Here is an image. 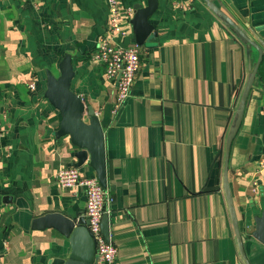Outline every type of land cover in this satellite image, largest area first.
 <instances>
[{
	"label": "crops",
	"instance_id": "crops-1",
	"mask_svg": "<svg viewBox=\"0 0 264 264\" xmlns=\"http://www.w3.org/2000/svg\"><path fill=\"white\" fill-rule=\"evenodd\" d=\"M213 1L264 55V0ZM121 2L134 11L147 4ZM156 5L148 19L154 40L142 43L130 95L112 112L114 83L92 58L108 20L106 1L0 0V264H52L68 253L69 239L53 227L31 228L30 215L85 217L83 187L56 181L58 169L75 165L77 148L57 135L61 114L45 96L46 71L58 75L66 53L71 88L104 133L113 264H264V244L252 236L264 210L261 62L227 170L246 261L223 189L225 141L259 51L205 0ZM132 38L133 31L115 40ZM77 167L96 176L87 159Z\"/></svg>",
	"mask_w": 264,
	"mask_h": 264
},
{
	"label": "water",
	"instance_id": "water-1",
	"mask_svg": "<svg viewBox=\"0 0 264 264\" xmlns=\"http://www.w3.org/2000/svg\"><path fill=\"white\" fill-rule=\"evenodd\" d=\"M208 7L216 13L227 25L231 26L235 32L249 44L255 46L259 51V56L254 64L251 73L244 86L240 97L236 118L234 119L228 136L225 141V165L223 175V189L226 195L233 229L238 241V246L243 259L246 261L242 237L239 231L236 213L230 189L228 185V157L230 146L236 134L249 91L253 85L259 64L262 59L263 51L242 29L218 7L213 0H205ZM156 0H147V4H138L135 7L134 15L131 18L133 41L139 44L145 40L152 41L156 35L153 25L149 23V17L156 9ZM152 34V35H151ZM58 75H54L47 69L45 96L50 103L60 111L61 121L57 135H68L71 142L76 146L75 165L80 166L84 160H88L93 167L96 176L103 187H106V167H105V146L104 133L98 117L94 110L86 107L81 97L71 88V81L74 70L71 63V55L66 53L58 63ZM86 116V120L84 117ZM221 154V150L216 155ZM214 161L212 162L213 167ZM211 167V168H212ZM29 226L33 229H43L45 227L56 228L60 233L69 239V250L65 257H58L52 264H95L96 241L87 226V219L84 216L77 218L65 215L60 211L47 212L39 216L30 215ZM101 230L108 240V215L105 213L102 218ZM252 236L264 244V210L254 221ZM248 264V262H246Z\"/></svg>",
	"mask_w": 264,
	"mask_h": 264
},
{
	"label": "built area",
	"instance_id": "built-area-1",
	"mask_svg": "<svg viewBox=\"0 0 264 264\" xmlns=\"http://www.w3.org/2000/svg\"><path fill=\"white\" fill-rule=\"evenodd\" d=\"M108 20L104 35L99 39L92 58L104 64L105 73L115 86L112 112H115L127 100L135 74L140 67L142 44L130 42L120 44L116 38H122L132 32L131 18L134 9L125 6L121 0H105ZM264 174V159L260 160ZM56 181L60 187L73 188L77 185L85 191V218L87 226L96 241L95 264H113L117 257V247L102 230L103 215L109 214L113 197L99 182L97 176L82 175L75 165L61 167L56 172ZM253 190L258 189L255 182ZM264 190V186H263Z\"/></svg>",
	"mask_w": 264,
	"mask_h": 264
},
{
	"label": "trees",
	"instance_id": "trees-1",
	"mask_svg": "<svg viewBox=\"0 0 264 264\" xmlns=\"http://www.w3.org/2000/svg\"><path fill=\"white\" fill-rule=\"evenodd\" d=\"M261 63L264 64V55H262Z\"/></svg>",
	"mask_w": 264,
	"mask_h": 264
}]
</instances>
